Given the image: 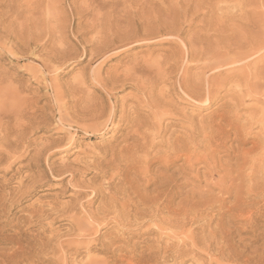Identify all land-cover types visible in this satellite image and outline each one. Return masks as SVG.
Masks as SVG:
<instances>
[{
  "label": "rangeland",
  "instance_id": "rangeland-1",
  "mask_svg": "<svg viewBox=\"0 0 264 264\" xmlns=\"http://www.w3.org/2000/svg\"><path fill=\"white\" fill-rule=\"evenodd\" d=\"M0 264H264V0H0Z\"/></svg>",
  "mask_w": 264,
  "mask_h": 264
},
{
  "label": "bare ground",
  "instance_id": "bare-ground-1",
  "mask_svg": "<svg viewBox=\"0 0 264 264\" xmlns=\"http://www.w3.org/2000/svg\"><path fill=\"white\" fill-rule=\"evenodd\" d=\"M246 53V52H245ZM261 53V52H260ZM239 56V55H238ZM233 57V56H232ZM227 58V57H226ZM229 58V57H228ZM237 58V57H236ZM224 59V58H223ZM221 60V59H220ZM225 60V59H224ZM226 63H227V61H226ZM222 64V63H221ZM224 64V63H223ZM131 75V74H130ZM158 75V74H157ZM180 75V74H179ZM130 77V76H129ZM147 77V76H146ZM117 79V78H116ZM125 80V79H124ZM146 83V82H145ZM190 83V82H189ZM182 85H183V83H182ZM182 85H181V87H182ZM133 86V85H132ZM143 86V85H142ZM145 86V85H144ZM166 88V87H165ZM210 88V87H209ZM208 88V89H209ZM162 89V88H161ZM164 89V88H163ZM153 91V90H152ZM185 92V91H184ZM154 93V92H153ZM150 94V93H149ZM159 94V93H158ZM167 94V93H166ZM155 95V94H154ZM161 96V95H160ZM211 91H209V94H208V96H207V99L206 100H204V103L205 104H207V102H208V100H210L211 99ZM169 97V96H168ZM190 98H193V97H191V96H189ZM168 103V102H167ZM115 107V106H114ZM133 113V112H132ZM104 122V121H103ZM128 123V122H127ZM105 124V123H104ZM133 124V123H132ZM95 125H98V124H96L95 123ZM93 126V127H96V126ZM106 125V124H105ZM155 125V124H154ZM91 126V125H90ZM100 126V125H99ZM102 126V125H101ZM98 127V126H97ZM96 127V128H97ZM129 130V129H128ZM102 131V130H101ZM135 132V131H134ZM134 134H136V133H134ZM131 135V134H130ZM136 136V135H135ZM137 138V137H136ZM139 138V137H138ZM135 139V138H134ZM174 141V140H173ZM182 141V140H181ZM144 142V141H143ZM184 142V141H183ZM131 143V142H130ZM182 143V142H181ZM174 144V143H173ZM176 144V143H175ZM145 145V144H144ZM152 145V144H151ZM168 145H170V144H168ZM179 145V144H178ZM189 145V144H188ZM123 146V145H122ZM125 146V145H124ZM173 146V145H172ZM176 146V145H175ZM180 146V145H179ZM162 147V146H161ZM171 147V146H170ZM157 148V147H156ZM184 148V147H183ZM113 149V148H112ZM129 149V148H128ZM117 150V149H116ZM127 151V150H126ZM7 154V153H6ZM125 156V155H124ZM177 157V156H176ZM154 158V157H153ZM128 159V158H127ZM132 159V158H131ZM116 160V159H115ZM135 160V159H134ZM177 160V159H176ZM153 161V160H152ZM91 163V162H90ZM148 163V162H147ZM159 163V162H158ZM168 163V162H167ZM138 164V163H137ZM173 164V163H172ZM98 167V166H97ZM106 167V166H105ZM127 167V166H126ZM9 168V167H8ZM113 169V168H112ZM127 169H128V167H127ZM11 170V169H10ZM102 170V169H101ZM106 176V175H105ZM140 176H142V175H140ZM139 177V176H138ZM107 182V181H106ZM110 185V184H109ZM144 186V185H143ZM176 186V185H175ZM124 189H126L125 187H123ZM6 189V188H5ZM110 189V188H109ZM124 189H122L121 190V192H125V190ZM108 190V189H107ZM95 194V193H94ZM142 194H144V193H142ZM93 197V196H92ZM127 198V197H126ZM159 197H154L152 200H150L151 202H152V204H147V203H142V204H144L145 206H147V207H145V208H140L139 206L138 207H136V212H138V213H141V214H150V212H154L155 210H156V212H157V210L158 209H160V208H155L154 207V205L155 204H158V201H157V199H158ZM125 200V199H124ZM93 202V201H92ZM91 202V203H92ZM111 202H113V201H111ZM117 206V205H116ZM141 206V205H140ZM124 207V206H123ZM144 207V206H143ZM115 208H117L118 209V207H115ZM124 208H126V206L124 207ZM128 208V207H127ZM127 208H126V210H127ZM172 208V207H171ZM170 207L169 208H167V210H168V212L169 213H174V211L175 210H173V209H171ZM117 209H116V211H117ZM129 210V212H130V208H128ZM113 210H115L114 208H113ZM102 211V210H101ZM125 211V210H124ZM125 212H127V211H125ZM159 212V211H158ZM137 213V214H138ZM161 213V212H160ZM126 214V213H125ZM157 214V213H156ZM155 214V215H156ZM159 214V213H158ZM151 216H153V215H151ZM156 217V216H155ZM163 217V216H162ZM170 219H171V217H170ZM116 222V221H115ZM92 223V222H91ZM129 224V223H128ZM152 225V224H151ZM155 226V225H154ZM126 227H128V226H126ZM100 228V227H99ZM100 230V229H99ZM123 232V231H122ZM128 234V233H127Z\"/></svg>",
  "mask_w": 264,
  "mask_h": 264
}]
</instances>
